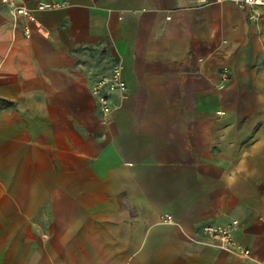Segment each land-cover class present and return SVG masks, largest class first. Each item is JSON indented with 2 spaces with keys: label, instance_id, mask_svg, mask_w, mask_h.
Wrapping results in <instances>:
<instances>
[{
  "label": "crops",
  "instance_id": "0c3cea01",
  "mask_svg": "<svg viewBox=\"0 0 264 264\" xmlns=\"http://www.w3.org/2000/svg\"><path fill=\"white\" fill-rule=\"evenodd\" d=\"M21 1L29 36L0 1V264H264V6ZM232 220L249 256L204 232Z\"/></svg>",
  "mask_w": 264,
  "mask_h": 264
},
{
  "label": "built area",
  "instance_id": "2783aa9c",
  "mask_svg": "<svg viewBox=\"0 0 264 264\" xmlns=\"http://www.w3.org/2000/svg\"><path fill=\"white\" fill-rule=\"evenodd\" d=\"M2 4L9 8L10 14L13 17H24L27 21L23 25L25 35L29 36L32 31L30 22L36 21L32 9L28 7L21 0H0ZM222 2L226 0H216ZM236 3L241 8H249L251 13L250 17H255L253 9L256 6H264V0H229ZM58 4V3H56ZM126 88V80L122 73V68L119 63L115 64L108 73L98 77L92 87V92L95 95L100 109L103 113L107 114L115 107L110 98L112 92H123ZM171 220V216L166 217ZM237 220H232L226 224H207L204 226V232L207 236L218 244L219 247L234 251L243 256H249L250 250L244 247L241 243L237 242L234 237L233 231Z\"/></svg>",
  "mask_w": 264,
  "mask_h": 264
}]
</instances>
